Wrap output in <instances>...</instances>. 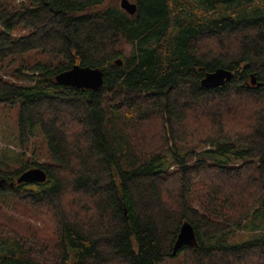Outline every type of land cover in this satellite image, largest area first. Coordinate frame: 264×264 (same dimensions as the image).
<instances>
[{
	"label": "trees",
	"instance_id": "16d2710c",
	"mask_svg": "<svg viewBox=\"0 0 264 264\" xmlns=\"http://www.w3.org/2000/svg\"><path fill=\"white\" fill-rule=\"evenodd\" d=\"M134 3L0 0V105L48 155L0 170V194L57 221L53 253L1 225L0 264H264V0ZM74 65L102 70L100 89L57 84ZM217 69L232 80L201 87ZM35 168L44 183L14 184ZM185 222L196 243L173 255Z\"/></svg>",
	"mask_w": 264,
	"mask_h": 264
},
{
	"label": "rangeland",
	"instance_id": "374dc122",
	"mask_svg": "<svg viewBox=\"0 0 264 264\" xmlns=\"http://www.w3.org/2000/svg\"><path fill=\"white\" fill-rule=\"evenodd\" d=\"M23 2L24 0H13V2ZM134 3V0H129ZM111 6L119 7L120 0H107ZM23 33V32H20ZM122 49L127 56L130 52V45H123ZM44 56L40 53H29L24 57L28 63L43 60ZM119 59H123L119 57ZM5 78V77H4ZM18 105H0V170L2 172H12L25 166L28 161H37L39 163L47 162V148L44 137L37 127L29 140V150L22 148L19 140L18 130ZM154 137V135H153ZM157 137L155 138V140ZM1 180L0 184H4ZM0 187H4L1 186ZM13 188V187H11ZM5 190V188H3ZM57 221L52 211L45 206H33L23 200L15 197L12 193L5 192L0 194V226L5 225L21 237H29L43 241L47 245L49 252L53 253L52 244L57 240L54 234ZM11 231V232H12ZM242 232L240 231L238 235ZM248 235H240L232 238L228 245H236ZM158 264H183L181 254L176 257H167Z\"/></svg>",
	"mask_w": 264,
	"mask_h": 264
},
{
	"label": "water",
	"instance_id": "95a60500",
	"mask_svg": "<svg viewBox=\"0 0 264 264\" xmlns=\"http://www.w3.org/2000/svg\"><path fill=\"white\" fill-rule=\"evenodd\" d=\"M119 7L130 16H133L137 11L136 4L129 2V0H120ZM115 63L121 65L122 60L118 59ZM232 78L233 74L230 71L226 69H217L214 72L205 74L200 81V85L205 89H214L222 87L225 83L231 81ZM55 81L62 86L97 91L103 84V71L100 69L74 65L70 69L59 73L55 77ZM250 83L252 86H260L259 83H256L253 76H251ZM45 181L46 175L43 170L35 168L23 172L16 179L14 184H41ZM14 184H10V187H13ZM195 243L196 236L192 226L186 222L183 223L173 246V255H175L182 246H193Z\"/></svg>",
	"mask_w": 264,
	"mask_h": 264
},
{
	"label": "flooded vegetation",
	"instance_id": "af4514ba",
	"mask_svg": "<svg viewBox=\"0 0 264 264\" xmlns=\"http://www.w3.org/2000/svg\"><path fill=\"white\" fill-rule=\"evenodd\" d=\"M3 183L5 184V181H4ZM4 184H3V185H2V184H0V185H1V186H5ZM3 188H4V187H3Z\"/></svg>",
	"mask_w": 264,
	"mask_h": 264
}]
</instances>
